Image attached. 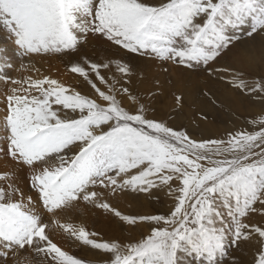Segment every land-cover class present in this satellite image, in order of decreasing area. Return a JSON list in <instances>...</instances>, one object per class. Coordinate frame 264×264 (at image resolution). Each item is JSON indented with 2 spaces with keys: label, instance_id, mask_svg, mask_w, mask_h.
Wrapping results in <instances>:
<instances>
[{
  "label": "snow or ice",
  "instance_id": "1",
  "mask_svg": "<svg viewBox=\"0 0 264 264\" xmlns=\"http://www.w3.org/2000/svg\"><path fill=\"white\" fill-rule=\"evenodd\" d=\"M241 33L264 35V0H0V123L14 165L0 172V264L9 255L12 264H85L54 233L96 250L103 264H183L182 255L230 264L226 243L255 247L252 264H264V225L250 223L264 220V110L225 138L194 139L150 116L128 87L129 60L146 57L199 69L264 104V77L219 66ZM90 40L123 55L93 61L82 53ZM49 57L66 60L94 95L34 63ZM129 192H165L172 204L163 215L122 214L110 198ZM87 208L148 232L98 241L74 222Z\"/></svg>",
  "mask_w": 264,
  "mask_h": 264
},
{
  "label": "rangeland",
  "instance_id": "2",
  "mask_svg": "<svg viewBox=\"0 0 264 264\" xmlns=\"http://www.w3.org/2000/svg\"><path fill=\"white\" fill-rule=\"evenodd\" d=\"M148 2L155 3L157 0H148ZM241 36V40L236 42V47L232 48L223 57L219 66H226L238 71L241 69L240 72H243L249 80L264 77V35L254 34V37H249L246 33H241ZM104 44H89L82 49V53L93 61H103L106 56L119 58L123 55V50L117 52L114 48H109L107 44ZM249 53L251 56L248 55ZM129 55L131 56L132 54ZM249 57L252 64L250 67L245 64L240 69H238L239 67H235V59L244 63ZM125 59H128V57H125ZM129 63L133 68V74L128 87L149 108V115L157 120L164 121L174 129L187 132L194 139L225 138L228 132L245 127L249 119L257 116L258 113L264 110V104L260 101L250 99L231 88H226L222 81L210 78L199 69H187L183 66L173 65L171 62H159L146 57H135L134 59H130ZM41 67L45 74H50L53 78L58 77V70L53 69L51 65L44 64ZM171 68L175 69H172L173 71L178 72V75H173L174 78L170 74ZM102 71L107 70L102 69ZM63 72L75 79V74H69L66 71V66L63 68ZM114 73L115 69L110 74ZM66 85L75 86L82 94L94 95L93 90L86 83L69 82ZM1 93L3 95V91ZM205 93H208V95H205ZM177 95L182 97V104L176 102L175 97ZM221 96L226 98L227 101L223 102ZM210 97L215 99V104L211 102ZM233 104L236 106L234 110V107H230ZM203 116H206L207 119H204ZM2 150L3 156H5L4 151H6V146ZM8 160L12 162L10 158ZM127 194L134 196V198L137 197L138 200H141L142 197L147 199L150 202L148 209L151 212L148 215H162L165 199L168 198L165 192H156L151 198H146V195L142 193L135 194L129 192ZM130 215L138 216L136 214ZM223 218L226 223H230V217L227 213L224 214ZM250 223L264 225V220L260 218L259 214H256L252 217ZM125 226L135 229L133 225L127 224ZM124 232L126 234V231ZM95 239L98 241H111V239L103 240L99 236H96ZM72 255L83 260L85 264H103L102 256L97 255L96 250L89 247L86 252L79 250L73 252ZM256 255L255 247L237 249L230 243H226L223 259L228 260L230 264L233 258L236 259L238 264H252L253 258ZM181 259L183 264H201V261L197 260L194 256L182 255ZM204 264H206V261H204ZM217 264H222L220 257H217Z\"/></svg>",
  "mask_w": 264,
  "mask_h": 264
},
{
  "label": "bare ground",
  "instance_id": "3",
  "mask_svg": "<svg viewBox=\"0 0 264 264\" xmlns=\"http://www.w3.org/2000/svg\"><path fill=\"white\" fill-rule=\"evenodd\" d=\"M89 44H92V45H98L99 44L100 45V44H104V43L101 41L90 40L89 43L87 44V46ZM104 45H106V44H104ZM248 55H250V53ZM62 62H63V64H62ZM34 63H36L37 67L41 68V70H42L41 66H43L44 64L51 65L53 69H56L59 72L57 79L61 80L65 84H67L69 82L70 83H77L76 79L72 78L71 76L66 75L63 72V68L66 66V60H61L58 57H50L49 59H47L45 61L37 59L36 61H34ZM243 64L250 67V65H252L250 62V57H249V59L245 60L244 63L240 60L239 61L238 60L236 61V59L234 60V65H235V67H239L238 69H240V67L242 68ZM18 65H19V61H17V66ZM251 67H253V66H251ZM172 69H174V68H171L170 74H172L171 76L174 78L173 75H178V72H175ZM240 71H241V69H240ZM11 74L12 75H18L15 72H12ZM176 78H177V76H176ZM174 80H176V79H174ZM2 91H3V85H0V121H2V117H3V111H2V109H3V102H2L3 95L1 93ZM221 99H223V102L227 101V99L224 97H222ZM229 104H230V102H229ZM233 105L230 107H234L233 108V110H234L236 108V106H235V104H233ZM214 109H216V108H214ZM196 133H197V131H196ZM4 146H6V133L4 131L2 123H0V172L8 171L14 167L13 162H10L8 160L9 158L7 159L5 156H3L4 153H3L2 149L4 148ZM4 152H6V151H4ZM17 171H18L17 182H18L19 186L22 189H24L25 191H30L29 185L27 183L26 172L19 171V170H17ZM110 200H111L112 205L116 209L121 211L122 214H126V215L136 214V215L140 216V215H148L151 213L150 210L148 209L150 206V202L147 199H144L143 197L141 200H138L137 197L134 198V196H132V195L123 194L121 196L117 195L114 198H110ZM171 200L172 199L170 197L165 199L164 207L162 208V215L167 213L169 207L172 204ZM74 222L75 223H83L87 227L88 231H90V232L94 231V232L98 233L97 236H99L103 240L111 239V241L115 240V241H122L125 243H127L129 241L139 240L144 235H146L148 232V229L143 227V226H139V227L134 226L135 229H133L132 227H126L125 225H127V224H124V222L120 221L117 217H115L111 214L104 213L103 210L94 209V208H87L84 211L83 215H78L77 219ZM124 231H126V234ZM53 238L56 240L58 245H60L65 250L69 251L70 254H72L73 252H77L79 250H81L82 252L87 251L88 247L66 241L59 234L54 233ZM25 255L29 256V254H25ZM29 258H30V256H29ZM8 260H9V264H12L13 257L11 255H9Z\"/></svg>",
  "mask_w": 264,
  "mask_h": 264
}]
</instances>
